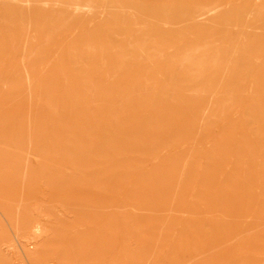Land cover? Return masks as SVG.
I'll return each mask as SVG.
<instances>
[{"label": "rangeland", "instance_id": "rangeland-1", "mask_svg": "<svg viewBox=\"0 0 264 264\" xmlns=\"http://www.w3.org/2000/svg\"><path fill=\"white\" fill-rule=\"evenodd\" d=\"M92 1L0 0L3 259L264 264V18L232 0L165 28L131 14L165 0Z\"/></svg>", "mask_w": 264, "mask_h": 264}, {"label": "bare ground", "instance_id": "bare-ground-1", "mask_svg": "<svg viewBox=\"0 0 264 264\" xmlns=\"http://www.w3.org/2000/svg\"><path fill=\"white\" fill-rule=\"evenodd\" d=\"M12 3L16 4H24L25 6L29 5L32 0H9ZM85 5L83 6H73L72 7L77 10V11H84V12H91L93 10V5L94 2L91 0H84ZM54 2V1H53ZM52 2V3H53ZM175 5H169V3L164 2L162 8L160 10H157L154 7H145L144 5H137L136 8L138 7L139 10L135 8L134 11H132L131 14H133L134 18H140L142 19V24L145 26L151 25V24H159L162 27L165 28H178V27H188L194 28L198 21L203 20L204 18L208 16H212L215 14H218L220 12H225L229 14L231 12V7L230 4L232 0H174ZM252 6L249 7V14L251 18L257 20H260L261 18H264V0H251ZM44 7L49 5L48 1H42L41 2ZM57 4V3H56ZM62 4V3H61ZM60 4V5H61ZM23 5V6H24ZM78 5V3H77ZM11 6V5H10ZM22 6V5H21ZM26 6V7H27ZM58 6V5H57ZM65 6V5H64ZM12 7V6H11ZM10 7V8H11ZM19 7V6H18ZM61 7V6H60ZM71 7V8H72ZM121 7V6H119ZM62 8H64L62 6ZM13 9V8H11ZM28 9V8H27ZM50 9V8H49ZM96 9V8H95ZM49 10H47L48 12ZM117 11V9H116ZM131 11V10H130ZM46 12V13H47ZM65 12V11H64ZM96 12V11H95ZM111 12V11H110ZM123 12V10L121 11ZM98 13V12H97ZM114 13V12H113ZM128 13V12H127ZM67 14V13H66ZM70 14V13H68ZM126 14V13H125ZM85 17V16H84ZM91 17V16H90ZM88 18V17H87ZM79 19V18H78ZM82 20V19H81ZM80 20V23H81ZM254 22V21H253ZM245 27V26H244ZM105 30V29H104ZM258 30V29H257ZM155 39V38H154ZM95 44V42H94ZM106 46H108L106 44ZM240 46V45H239ZM108 48V47H107ZM109 49V48H108ZM141 49V48H140ZM100 52V51H99ZM106 52V51H105ZM7 57V56H6ZM106 58V56H104ZM115 57V56H114ZM151 57L154 58V55ZM174 56H170V58ZM177 58V57H176ZM175 58V59H176ZM107 59V58H106ZM115 60V59H114ZM172 60V59H171ZM103 61V60H102ZM106 61V60H105ZM104 61V62H105ZM118 62V60H116ZM137 64V63H136ZM171 64V62H170ZM16 65V63H15ZM181 65V64H180ZM4 66V65H3ZM103 66V65H102ZM105 66V65H104ZM111 67V66H110ZM122 67V66H121ZM183 67V66H182ZM16 68V67H15ZM10 69V68H9ZM122 69V68H121ZM126 69V68H124ZM123 69V70H124ZM169 69V68H168ZM14 70V69H13ZM104 70V69H102ZM108 70V69H107ZM122 70V71H123ZM132 70V69H131ZM171 70V69H170ZM187 70V69H186ZM109 71V70H108ZM119 71H121L119 69ZM126 71V70H125ZM118 72V71H117ZM127 72V71H126ZM183 72V71H182ZM100 73V72H99ZM97 73V74H99ZM102 73V72H101ZM171 73V72H170ZM184 73V72H183ZM78 74V73H77ZM126 74V73H125ZM10 75V74H9ZM111 75V74H110ZM109 75V76H110ZM117 75V74H116ZM14 76V75H13ZM10 78V77H9ZM108 78V77H107ZM114 77H112L113 79ZM6 79V78H5ZM96 79V78H95ZM106 79V77H105ZM109 79V78H108ZM138 79V78H137ZM15 80V79H14ZM155 80V79H154ZM103 81V80H101ZM110 81V80H109ZM4 82V81H3ZM8 82V81H7ZM38 82V81H37ZM97 82V81H95ZM111 82V81H110ZM153 82V81H151ZM108 83V82H107ZM103 84V83H101ZM106 84V83H105ZM101 86V85H100ZM105 86V85H104ZM102 86V88L104 87ZM101 89V88H100ZM184 90V89H183ZM145 91V90H144ZM150 91V90H149ZM215 92V91H214ZM212 99V98H211ZM190 100V99H188ZM247 100V99H246ZM257 101V100H256ZM257 103V102H256ZM213 104V103H212ZM164 106V104H163ZM213 107V105H212ZM180 108V107H179ZM178 108V110H180ZM202 109V108H201ZM205 109V108H204ZM210 109V108H209ZM163 110V108H162ZM168 111V110H167ZM202 111V110H201ZM205 111V110H204ZM209 111V110H208ZM212 111V110H211ZM164 112V111H163ZM162 112V113H163ZM169 112V111H168ZM176 112V111H175ZM200 113V111H198ZM164 114V113H163ZM166 114V113H165ZM208 114H211L208 112ZM256 115V114H255ZM171 118V116H169ZM204 117V116H203ZM163 119V117H161ZM168 118V117H167ZM212 118V117H211ZM210 118V119H211ZM252 118V117H251ZM169 119V118H168ZM209 119V120H210ZM166 120V118H165ZM163 122V121H162ZM161 122V123H162ZM206 123V122H205ZM264 123V122H263ZM262 123V124H263ZM200 124V123H199ZM32 163V162H31ZM50 199L53 202H59L61 206H65V201L62 199V187L61 185L57 182H51L50 183ZM67 208H73V205H67ZM94 211V210H93ZM67 222V221H66ZM71 224V223H70ZM66 231V230H63ZM38 231H32L28 237V242L33 243L36 238H37ZM57 239L62 240L63 235L61 233L56 234ZM0 264H8L7 261H5L0 253Z\"/></svg>", "mask_w": 264, "mask_h": 264}, {"label": "crops", "instance_id": "crops-1", "mask_svg": "<svg viewBox=\"0 0 264 264\" xmlns=\"http://www.w3.org/2000/svg\"><path fill=\"white\" fill-rule=\"evenodd\" d=\"M10 195L8 193H6V192H0V207L3 210V212L5 213V215H8L11 212V210H9L4 204V202L7 201L6 197L10 196ZM58 243H60V242L58 241ZM63 243H64V241H63Z\"/></svg>", "mask_w": 264, "mask_h": 264}]
</instances>
